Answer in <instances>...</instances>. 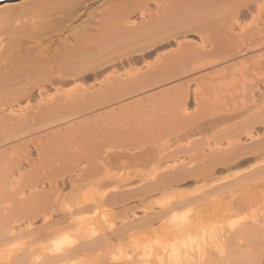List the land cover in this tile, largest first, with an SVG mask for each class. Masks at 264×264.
<instances>
[{"label": "bare ground", "instance_id": "obj_1", "mask_svg": "<svg viewBox=\"0 0 264 264\" xmlns=\"http://www.w3.org/2000/svg\"><path fill=\"white\" fill-rule=\"evenodd\" d=\"M244 8L246 9V11H243ZM263 10L264 0H3L0 2V55H7L14 51V55H16V53L18 52V54L20 55L17 58L19 59L17 60V58H15L21 64V57L23 56V54H26L24 55L25 57H23L24 60L22 59V61H25V63L22 62L21 66L26 68L25 64L27 63L28 65L26 70L24 71L26 73H22V71L19 69V72H21L23 76L19 74V72L14 70L12 71H14L15 75L14 73L10 74V67L8 69L10 72L7 69H5L4 71L9 72H6V75L4 73H1L0 71V123L5 120L3 121V123H1L2 126H0V128L2 127V129H0V131H4V126L5 134L3 135H6V137L3 138L1 131L0 137H2V140L0 141L9 142L10 140V143H13L18 139L20 140L22 137H25L26 133L28 134L29 132V134H31L30 132L35 126L40 124L48 125V123H50V121L55 118L53 116V119H51V116L48 113H61L59 114L60 117L61 115L63 116L62 118L58 117L57 120H54L51 123H55V121L59 120H65V122H67L69 121V119H73L75 114H77L76 116L80 115L78 113L84 111L81 108H85V111H90L93 109H100L103 111L106 106L111 107L117 104H120V110L111 107L109 111H114L115 109H117L119 113L120 111L123 113V111L126 109H136L135 105L138 104V102L153 104L156 103L155 101H158V104L161 102V105L166 104L170 106L168 110H165L167 113V118L169 116L170 120H172L170 121L169 118L167 119L165 118L166 116H163L167 121L165 122V126H167L166 124H168L169 126V124L173 122L175 123L178 118V120L182 118V121H184V119L187 117L186 113L188 110L187 108H185L188 103L187 93L189 91L187 89L191 88H189V84L191 82H194L197 87L199 86L198 89L193 86L195 88V90L193 89V98L194 102H200L202 97L204 98V96H209L210 94V90H208V88H210V85L208 86L206 84L204 86V84L200 82L207 76L209 77V72L213 68L217 69L216 67L218 66L224 67V65L227 64L228 61H233V57L241 55V48L239 47V51H236L235 48L237 47L233 48L234 50H230V52L227 51V49H224L223 46L225 45V40L223 41V39L221 38H225L226 35L229 37L233 36V34L235 33V30L233 29L235 24L238 25V23L242 19L248 16L253 17L255 13L259 14L260 17V13L263 12ZM241 35L242 33L240 35H236L235 33L234 40L238 42L239 39L246 37L244 36L241 38ZM189 36L196 37L199 40L198 43L192 42ZM209 39L211 41L207 43ZM219 39H221L223 46L222 44H220L221 41L219 42ZM255 41L256 40H254V42ZM228 44L231 45L230 43ZM263 46L264 40L260 39L259 42L255 43V45L253 46H247L248 48L243 47L242 52L245 53L242 54L246 55V53H250V51ZM229 48L231 49L232 46H230ZM152 56H154L153 60H150L151 62H147L148 60L146 61V59ZM144 60V65H142V67L140 68L138 67V69L136 70L128 71L126 69L125 73L119 72L118 68L123 69V67H125L127 64L130 65L142 62ZM5 64L9 65L11 63L8 62ZM236 67L237 64L236 66H231L230 68L232 69L228 72L234 71ZM5 68H8V66H5ZM16 73L21 75L22 78H20L21 76H19L18 74L17 76ZM216 77H212V79H215ZM15 78L22 79L24 84L22 85L23 82L18 81V79L16 80ZM245 78L247 77L245 76ZM212 79L211 81L213 82ZM89 80L93 81V83H96L98 87L94 88V84H92L91 88H87L86 86L85 88L80 82ZM73 81L80 82V84L82 85V89L80 88L79 90L73 91V93L70 94H68V92L67 94H65V92L63 93L60 91L61 89H56V91L54 90V93L48 94L49 87H51L52 85H55L54 87H56V85L58 87H61ZM19 82L21 86H18ZM171 82H179V84L177 83L175 84V86H170L171 88L169 87L167 89L166 87ZM253 85L254 84H252V86ZM157 86L159 88L166 86V89H155L158 92H152L154 90V87ZM150 89H152V91H149ZM149 92L152 93L150 94ZM129 97L139 98L134 99L133 102H130V104L128 105L126 100ZM36 98L38 101L36 102V104L38 103L37 106H31V109H28L27 106L23 109H21V107L19 108V104L22 101L31 102ZM175 98H177L178 101ZM205 99L206 98H204V100ZM204 100L202 102L205 103ZM253 103L255 104V102ZM58 106L60 109L59 111L57 109ZM200 106L201 108H203V106L206 105L204 104L203 106ZM149 107L151 108V106ZM22 111L24 113H22ZM196 111L200 112L199 110ZM104 112L105 111H103V113ZM46 113L48 117L44 115ZM258 113L260 114V112ZM100 114L102 115L101 112ZM100 114L99 116H101ZM253 114L256 115L257 113ZM253 114L252 116H254ZM163 115H165V113ZM16 116L18 117L16 118ZM93 116L96 117L95 115ZM215 116L216 117L212 120V122L209 121L207 123L200 124L199 126L194 127V129H192L191 131L178 135V137H176L178 139V143H180L179 141H181V138L188 139L196 134H202L208 128L212 129L219 126L220 123L225 119L224 116L218 115V113ZM259 116H257V118H260ZM104 117H107L105 113L103 115V118ZM15 118L17 120H15ZM90 118L92 117L90 116ZM125 118L127 119L126 116ZM247 118H249V116ZM254 118L255 117H253L252 120H254ZM78 119L81 120L80 118ZM89 120L92 121L93 119ZM95 120L96 119H94V122ZM121 120L122 124L123 119ZM154 120L156 121L157 119ZM77 121L75 123L74 121L73 123L71 122V126L77 124L78 127V124H81L84 119H82V121H79L78 123ZM86 121L87 119H85L84 123ZM187 121L188 119L186 120V122ZM143 122H141L142 125L144 124ZM179 122H181V120ZM243 123L239 122L236 125L233 124L235 128L229 127L219 130L216 136L211 140L213 142L211 147L209 145L210 143L207 142L208 145H206L209 147H207L208 152L203 148H200L202 151H199L197 149L199 147L197 146H199L200 144L198 145L196 144V142H194L193 144L192 142V146H190L189 148H191L193 153H195L188 158V161H186L185 159L186 163H177L176 161V163H171L172 165H165L169 160H172L175 157L176 154L173 155V150L172 152H169L170 154H165V152H163L164 149L159 150V155L156 151V156L155 153L149 151L150 149H148L144 154H142V158H150V161H145L144 163L140 164H144L143 166H145L153 162V164L155 165L152 166V175H154L151 177L152 179L150 181L147 180V182L142 183L140 186H137L135 188L133 187V189L130 188L129 197H131L132 199H135V197L139 198L141 208L145 213L143 216H140L141 218L136 219L133 217L131 218L132 220L128 219L127 223H125L124 225L121 223L122 227L119 228L121 225H118V229L115 226L117 225L115 223L117 212H114L112 208L123 202V196L125 195V193L122 194L120 192H115L112 190L110 193H107L108 189L106 187V181L112 179L120 183L121 181L126 179V177L123 178V176L120 174H126L129 179L130 176L128 170H126L125 168H119L115 170V174L113 173L115 168H103V170L100 166L101 170H103L102 173L99 171L100 175L99 173H97L94 176L92 173H89L93 175H91V178H93V180L95 178L93 183L90 180L86 179L87 175L85 174V172L87 171L86 168L88 169L87 165L89 164L81 168L77 166V168H79L73 170V172H80L78 173V179L82 178V180H80L78 184H74L76 187H74L73 185L74 188H72V191H74L75 188H77V190H84V187L87 185L86 182H88L89 185L92 184V186L91 188L89 186L90 189H88L87 193L79 194L80 192L77 191L73 195L69 194V196L64 201L66 204L67 199H72V201L74 200L73 204L66 205H69V207L73 206L72 208H76L77 212L78 210H80L81 212L80 214L77 213L78 216L76 215L71 222V224L73 225L70 226L65 233L57 235V238L53 241L51 246L42 247L38 254L33 253V251L29 249H25L24 246L22 249L21 247L14 246L13 242L21 237V235L23 234L22 230H24L23 228L18 229L15 226L16 223H21V221L24 220L27 214H29V216H27L26 218L33 216L32 212L36 207L34 208L33 206L34 209H32L29 206L31 204L29 203L31 199L30 197L33 198L34 194L37 197V194L39 192H44V189H42V191L41 189H39L40 191H35L37 186L34 185L35 182L34 184H32L33 182L30 183L31 181L29 182L28 186L27 183L26 185L19 186L21 187V189L26 186L28 188H25L29 190L28 197L25 199H23L24 197L22 198V196L18 195L22 198H20L21 200L18 203L20 204V202L23 201L21 202L20 207L17 203L19 197L17 196L16 199L18 200L15 201L14 195H21L22 192L20 191V193L16 194L14 193V191L7 192L3 190L5 191H2L3 194H5L8 198L3 195L2 197H5L4 201V198L0 197L1 201L3 199V201L0 202V256L4 260L3 261L0 258V264H70L72 260V263L76 262V264H78L80 261H84V257L85 260L86 258H88V262L86 261V263L92 264V262L89 263V260H93L90 259V254L97 253V257L95 255H92V258L95 256L96 259L101 258L102 260L106 255H104V253L107 248L110 249L109 247H114V243L116 241H119L120 244L121 242H123V234H125L124 232L126 230H129L131 233V230L137 228L138 226H143L145 230L143 234H140V238H134L133 244L131 243L133 250L135 252L137 251V253L134 255L136 257H132L131 259L127 260V264H264V176H262V174L264 173V140H261V142L260 140L259 142L255 140L256 143L254 141V143L252 142L249 145L243 146V143L241 144L239 139V131L245 129L242 127ZM254 123L255 125H258L260 122L258 124L256 122ZM69 124L70 122H68V125ZM118 124L120 127L127 128V123L121 126L119 120ZM150 124L154 126L153 122ZM150 124L147 125L150 126L148 128H151ZM81 125L83 126V122ZM86 125L87 127H89V129L85 130L88 132L86 133L89 134L91 124L88 125L86 123ZM63 128H67V126H64ZM92 128L94 129V126ZM164 128L168 129L166 127ZM246 128H248V125H246ZM34 129L36 131L38 130L36 127ZM64 130L66 131V129ZM161 130H163V128ZM153 132L156 133L155 131ZM67 133L63 134L67 135ZM92 133L90 131L89 135H91V137L94 136V134L92 135ZM101 133H103V131ZM75 134L77 136V131ZM103 134V136H106L109 133ZM256 135L257 134H255L254 137ZM55 136V138L53 136L54 139L58 138L57 135ZM82 136H84V134ZM174 136L175 135H173V138ZM64 137L65 136H62V138L59 137L61 143H66V141H68V138H70L71 136L68 137L65 142H62V139L64 141ZM77 137H75L74 139L76 140ZM91 137L89 138L90 141L88 143L96 142L91 139ZM98 137H96V140ZM101 137H99V139ZM263 137H261V139ZM252 138L253 136L250 135L249 140H251ZM254 139L257 138H253V140ZM53 140H51L52 143H55V141ZM56 140L58 143V139ZM84 140H87L86 137ZM84 140L82 141L84 142ZM152 140H154V138H152ZM223 141L227 142L226 145L223 144ZM69 142L71 144L72 138L67 142V146L69 145ZM76 142L78 141L76 140ZM49 143L51 144V142ZM54 143L53 145L55 147L56 143ZM86 143L84 142V144H81H83L84 146ZM88 143L87 148L89 145ZM73 144L74 145H72L71 147L76 145L75 141ZM18 145L20 146V144ZM103 145L101 144V146ZM41 146H44V144ZM89 146L93 148L92 145ZM60 147H62V144L60 145ZM71 147H69V149ZM85 147L81 148V150L83 149L82 151L84 152H86L85 150H87ZM43 148L45 149L47 147ZM43 148L41 151H43ZM58 148H56V151L58 150ZM64 148H66V146ZM69 149L67 148L68 151ZM247 149H251V151L255 149L253 150L255 156L248 159H241L244 158L245 155L251 154V151L242 153L243 150ZM60 150H62V153H64L63 151L65 149L60 148ZM59 151H57L56 154L63 159L64 157H61V155L63 154H61V151V155L58 154ZM97 153L98 150L96 151V153L94 151V154H89V156L91 157ZM1 154L2 153L0 152V155ZM44 154H42V157ZM67 155H69V153ZM124 157L125 156H121V158H119V156H117V158L119 159H117L116 157V159H113V156V158L108 159L107 163L111 162L112 160L124 161ZM60 158L58 157L57 160L59 161ZM66 158H69V156ZM93 159L95 160L96 158ZM1 160L2 159H0V167L2 163H4ZM68 160H72V157L70 159H67V161ZM250 160H260L259 166L257 168L255 167L256 169H252L239 175L238 173H236L234 177L227 181L216 182V180L219 179H216V177L215 179L213 178V175L215 174L217 169H220L221 172H223L229 168H237ZM65 161L66 160H64V162ZM69 162L72 163L73 161ZM118 164L120 163L117 162V165ZM59 165L61 166V163H59ZM95 165L96 167H99L98 163ZM110 165L112 166L113 163H110ZM120 165H124V163H121ZM160 167H164L163 170H161ZM91 170L92 169H90L89 172ZM97 170H99V168ZM97 170L96 172H98ZM54 171L56 170L54 169ZM5 175L7 176V174ZM138 175L139 177H141V173H138ZM4 178L7 179V177ZM10 179L11 178H9V180ZM187 179H192L191 182L194 184L202 182V189L199 191V193L192 194V192H182V190L179 189V183H182ZM81 181L84 184L79 185ZM4 182L6 183L5 186H7L6 180ZM49 184L51 185L52 183ZM51 186H54V183ZM1 187L2 184L0 185V190ZM12 188L13 190L17 189L16 187ZM199 188L200 187L195 189ZM155 192L159 193V195L153 197L152 193ZM35 196L34 203L37 198L44 199L45 197H47L43 196V194L42 196L40 194L37 198ZM149 197H153V201L148 200ZM48 199H46V201ZM28 200L29 202H27ZM39 200L42 201V199ZM40 201H36V203L39 202L40 204ZM47 202H45V205ZM42 204L39 205L41 208H43ZM39 206L37 204L38 209L40 208ZM47 206L50 207L51 205ZM174 206L180 208V211H175ZM103 207L111 208L112 210H110L109 212H102L97 215V212L95 211L98 208L103 210ZM37 208L36 211L38 210ZM40 210L41 211L39 213L43 214L44 220L46 222V220H48L49 211L45 213L44 210ZM97 211L99 212V210ZM37 212L35 213L37 214ZM87 212H89L92 216ZM71 213L73 212L70 211V214ZM85 213L88 214L89 217H83ZM57 221L58 219L55 220V222ZM30 222H28L26 226L30 227ZM48 223L50 224L48 225ZM48 223L47 225L49 226V228H52L53 222ZM43 229L44 228H42V230ZM37 230L39 229H36L35 233ZM69 231H72V233H69ZM128 234L126 235L129 236ZM259 234V238L262 239L261 242L258 239ZM18 241H20V239ZM207 244L209 246H206ZM115 246L120 247L118 243H116ZM4 247L6 249H4ZM1 249H4L3 253ZM100 249H102V251ZM121 250L123 251V249ZM116 251L118 252V250ZM87 254H89L90 256L88 257ZM108 255H106V257H108ZM113 255L116 256L117 254ZM115 256L111 257V260L114 259ZM82 257L83 259H78L79 262L77 263L76 259ZM81 263L85 264L84 262Z\"/></svg>", "mask_w": 264, "mask_h": 264}, {"label": "rangeland", "instance_id": "obj_2", "mask_svg": "<svg viewBox=\"0 0 264 264\" xmlns=\"http://www.w3.org/2000/svg\"><path fill=\"white\" fill-rule=\"evenodd\" d=\"M243 11H246V9L244 8L243 9ZM261 14H262V16H261ZM255 15H257V16H255ZM255 16V17H254ZM254 16L252 17V16H248V17H246V18H244V19H242L239 23H238V25L237 24H235V26L233 27V29L235 30V33H236V35H240L241 33H242V35H241V38L242 37H244V36H246V37H244V38H242V39H236V40H238V42L237 41H235L234 39H235V37H234V35H235V33L233 34V36H231V37H234V38H231V37H229V36H227L226 35V37L225 36H223V37H225V38H221V39H223V41L225 40V45L223 46V43H222V41H221V39H219V42L221 41V43L220 44H222V46H223V48L224 49H227V51H229L230 52V50H234L233 48H235V47H237V48H235L236 49V51H239V48H241L240 49V51H241V55L240 56H235V57H233L232 59H233V61L232 62H230V61H228V63L227 64H225L224 65V67H220V66H218V67H216L217 69H215V68H213L209 73H210V75H209V77L207 76L206 78H204L200 83H202V84H204V86L207 84L208 86L210 85V88H208V90H210L209 91V96L207 95V96H204V98H206L205 100H204V98L202 97L201 98V101L200 102H194V98H193V89L195 90V88L194 87H196L197 89L199 88V86L197 87V85L194 83V82H191L190 84H189V88L190 89H187L189 92L187 93L188 94V97H187V99H188V103H187V105L185 106V108H187L188 110H187V117L184 119V121H182L183 119L181 118L180 120H181V122H179L180 120H176V122L174 123H171V124H169V126H168V124H166L167 126H165V122H167L166 121V119L165 118H167V113H166V110H168L169 108H170V106L169 105H166V104H163V105H166V106H163V105H161L162 103L160 102L159 104L161 105V107H160V105L157 103L158 101H155L156 103H151V104H146V103H139L138 101V104H136L135 105V107H136V109L134 108V110H124L123 111V113L120 111V113H119V111H117V109H119L120 110V104L118 105H113V106H111L112 108H117V109H115L114 111H109V109H111V107H108V106H106L105 108H104V110L103 111H105L104 113H105V115L107 116V117H104L103 118V115H104V113H103V111L102 110H100V109H93V110H90V111H85V108H81L82 110H84V111H82V110H80V111H82L81 113L79 112L78 114H80V115H78V116H76L77 114H75L74 115V118L73 119H69V121H67V122H65V120L63 121V120H59V121H55V123L53 122V123H51L52 121H54V120H57V118L58 117H60V115L59 114H61V113H55V112H52V113H48L50 116H51V119H53L52 117L54 116L55 118L52 120V121H50V123H48V125L46 124V125H44V124H40V125H37V126H35L38 130L36 131L34 128L32 129V131L30 132L31 134H29V132H28V134L26 133L25 134V137H22L20 140H19V142H18V140L16 141V142H13V143H10V140H9V142L7 141H2L3 142V144H2V142L0 143V152L2 153L0 156V159H2L1 161H3L4 163H2V165H1V167L0 168H2V169H0V185L2 184V187H1V192L3 191V190H5V191H7V192H10V191H14V193H20V191L22 192L21 193V195L20 194H17V195H14L15 197H14V199H15V201H17L18 199H16L17 198V196L19 195V196H22V198L23 199H25V198H27L28 197V193H29V190L28 189H26V188H28V187H26V186H24V190L23 189H21V187H19V186H23V185H26V183H27V186H28V184H29V182L30 183H32V184H34V182H35V184L34 185H36L37 186V188L35 189V191H37V190H39V189H41V191H42V189H44V192H42V193H38L37 195V197H39V195L41 194V196H42V194H43V196H49L48 198L47 197H45L44 199L43 198H37L36 196H35V194L33 195V198L32 197H30L29 199H30V202H29V200L27 201V202H29V203H31L30 205H29V203H28V205L32 208V209H34L35 207L37 208V204H38V206L40 205V204H44L45 205V202H47L46 203V207L42 204V206H43V208H41L40 206V208L36 211V208L33 210V212H32V214H33V216H31V217H28V218H26L27 216H29V214H27V216H25V218H24V220H22L21 221V223L19 222V223H16V227L18 228V229H20V228H23L24 230H22V235H21V237H19L16 241H14L13 242V244H14V246H18V247H21V249L23 248V246H24V248L25 249H29V250H31V251H33V253H36V254H38V252L40 251V249L42 248V247H45V246H47V247H50L51 246V244L53 243V241L57 238L56 236L57 235H59V234H61V233H65L66 232V230H68V228L70 227V226H72L73 224H71V222L73 221V219L75 218V216L77 215L78 216V214L77 213H79L80 214V210H78V212H77V210H76V208H72L73 206H70L69 207V205H66V204H73V201H72V199H67L66 200V204H65V199L69 196V194L70 195H73L75 192H80L79 194H85V193H87L88 192V189H90L91 188V186H92V184L91 185H89V183L88 182H86V186L84 187V190H77V188H75L74 189V191H72L73 189L72 188H74V187H76L75 185L76 184H78V182L80 181V180H82V178H79L78 179V173H80V172H73V170H76V169H78L79 167L81 168V167H84V166H86L87 164H89V165H87V167H88V169L86 168V172H85V174L87 175L86 176V179L87 180H90L91 182H93L94 183V180H95V178H94V180H93V178H91L93 175L95 176V174H97V173H99V171L102 173L103 172V170L105 169V168H111V169H113V168H115L114 169V172L113 173H115L116 171V169H121V168H125L126 170H128V172H129V176H130V178L128 179V177H127V175L126 174H120V175H122L123 176V178L124 177H126V179L125 180H123V181H121L120 183H118V182H116V181H114V180H112V179H110V180H108V181H106V183H107V185H106V187H107V189H108V191H107V193H110L111 192V190L112 191H115V192H120V193H125V195L123 196V202L120 204H118V205H116V206H114L112 209H113V211L114 212H117V215H116V220H115V223L117 224V225H115L116 227H117V229H118V225H121L119 228H121L122 227V224L124 225L125 223H127V220L128 219H131V218H141L140 216H143L144 215V211L142 210V208H141V204H140V201H139V198H137V197H135V199H132L131 197H129V191H130V188H132L133 189V187L135 188V187H137V186H140L142 183H144V182H147V180L148 181H150L152 178V176L154 175H152V169H153V165H155V164H153V162L152 163H150V164H148V165H145V166H143L144 164H140V163H144L145 161L147 162V161H150V158H142V154H144L148 149H150L149 151H152L153 153H155L156 151H157V154L159 155V150H163V152H165V154L166 153H168V154H170L169 152H172V150L174 151L173 152V155H175V157H176V160H175V157L172 159V160H169L168 161V163L167 164H165V165H172L173 163H176V161H177V163H180V162H183V163H186V161H188L189 159V157L192 155V154H194L193 153V151L191 150V148H189L190 146H192V142H193V144H194V142H196V144H200L199 146H197V147H199V148H197L199 151L201 150L200 148H203V149H205L207 152H208V143H210L209 145H210V147L212 146V144H213V142L211 141L212 140V138H214L215 136H216V134H217V132L219 131V130H221V129H223V128H229V127H233V128H235L234 126H233V124H237V123H239V122H241V123H243L242 125V127L243 128H245L244 130L242 129V131H239V133H240V136H239V139H240V143L242 144L243 143V146H246V145H249L250 143H254V141L255 140H257V142H259V140H260V142H261V140H264L263 138V135H264V123H263V119H264V46L263 47H259V48H256V49H254V50H252V51H250V53L248 52V53H246V55H243L245 52H242L243 51V47L244 48H248V47H250V46H253V45H255V43H257V42H259V40L261 39V40H264V10H263V12H261L260 13V17H259V14H257V13H255L254 14ZM262 21V22H261ZM240 25V26H239ZM249 26H251V27H249ZM237 27V28H236ZM241 30H240V29ZM237 29V30H236ZM255 35H254V34ZM244 34H247V35H244ZM249 34V35H248ZM5 36V35H4ZM227 37H228V39H227ZM189 38H190V40L192 41V42H195V43H198V39L196 38V37H194V36H189ZM250 38V39H249ZM259 38V39H258ZM244 39H247V40H244ZM228 40V41H227ZM233 42H232V41ZM249 40V41H248ZM252 40H253V42H252ZM254 40H256L255 42H254ZM258 40V41H257ZM211 40L209 39L208 41H207V43H209ZM227 42V43H226ZM228 43H230L231 45H229ZM233 43H234V45H233ZM239 43H240V45H239ZM241 43H243V44H241ZM252 43V44H251ZM238 45V46H237ZM250 45V46H249ZM228 46V47H227ZM230 46H232V48L230 49L229 47ZM234 46V47H233ZM248 46V47H247ZM239 47V48H238ZM229 48V49H228ZM14 53H15V51L14 52H11V53H9V54H7V55H0L1 57L0 58H3V59H0V71H1V73H4L5 75H6V72H4L5 71V69H9V67L11 68V72H10V74L12 73H14V71H17V72H19V69L22 71V73H26V72H24L25 70H26V68H27V63L25 64V66H26V68H24V67H22L21 65H22V59H23V57H25L24 55H26V54H23V56H22V54H21V64L19 63V61H17L19 58H17L20 54H18V52L16 53V55H14ZM243 53V54H242ZM14 55V56H13ZM11 56V57H10ZM242 56V57H241ZM247 56V57H246ZM17 58V60H16V58ZM153 57L154 56H152V57H150V58H147L146 59V61L147 62H151L150 60H153ZM249 57V58H248ZM8 58V59H7ZM260 59V60H259ZM2 60V61H1ZM8 62H10L11 64H5V63H8ZM14 60H15V62H14ZM24 60V59H23ZM240 60H242V61H240ZM249 62H247V61ZM18 63H17V62ZM1 62H2V64H1ZM27 62V61H26ZM145 62V60L144 61H142V62H138V63H134V64H130V65H126L125 67H123V69L125 70H123L122 68H118L119 69V72L120 73H125L126 72V69L128 70V71H130V70H136V69H138V67L140 68V67H142V65H144L143 63ZM262 62V63H261ZM16 63V64H15ZM23 63H25V61L23 62ZM240 63V64H239ZM246 63V64H245ZM4 64H5V66L7 67L8 66V68H5V66H4ZM236 64H237V67H236V69L234 70V71H230V72H228L229 70H231L232 68H230L231 66H236ZM239 64V65H238ZM241 65H244V66H241ZM4 66V67H3ZM16 66H18V67H16ZM23 66H24V64H23ZM129 66H131V67H129ZM226 66V67H225ZM251 66V67H250ZM13 68V69H12ZM226 68V69H225ZM228 68V69H227ZM250 68V69H249ZM4 69V70H3ZM12 70H14V71H12ZM251 70V71H250ZM9 72H7V73H9ZM238 72V73H237ZM249 72V73H248ZM0 73V74H1ZM231 73H232V75H231ZM237 73V74H236ZM247 73V74H246ZM251 73V74H250ZM18 73H16V75H17ZM19 74H21V72H19ZM18 74V75H19ZM203 74V73H202ZM208 74V73H207ZM207 74H205V75H207ZM250 74V75H249ZM9 75V74H8ZM14 75H15V73H14ZM14 75H13V77H14ZM17 75V76H18ZM22 76H23V74H21ZM21 75H19V76H21ZM216 75H217V77H216ZM225 75V76H224ZM227 75H228V77H227ZM243 75V76H242ZM10 76V75H9ZM16 76V77H17ZM22 76L20 77V78H22ZM210 76H211V78H210ZM233 76V77H232ZM245 76L248 78H245ZM250 76V77H249ZM254 76V77H253ZM212 77L214 78V77H216L215 79H212ZM252 77V78H251ZM8 78V77H7ZM20 78H17L18 79V81H22L23 82V80L22 79H20ZM224 78V79H223ZM232 78H235V79H230ZM241 78H243V79H241ZM16 79V78H15ZM14 79V80H15ZM16 79V80H17ZM182 79V78H181ZM209 79H210V81H209ZM211 79L213 80V82L211 81ZM221 79V80H220ZM229 79V80H228ZM250 79V80H249ZM15 80V81H16ZM218 80H220V81H218ZM228 81H229V83H228ZM242 81V82H241ZM81 83H82V85L85 87H87V88H91L92 87V84H94V88H96V87H98L97 86V84L96 83H93V81H91V80H89V81H80ZM80 82H78V81H73V82H70V83H68V84H65V85H63V86H61V87H58L57 85H56V87H54L55 85H52L51 87H49V90H48V94H52V93H54L55 91H56V89H58V90H60L61 92H65V94H67V92H68V94H70V93H73V91H76V90H79L80 88L82 89V85L80 84ZM212 82V83H211ZM231 82V83H230ZM178 84H179V82H177ZM177 83H169V85L166 87V86H163L162 88L163 89H168L170 86H175V84H177ZM213 84V85H211V84ZM221 83V84H220ZM228 83V84H227ZM19 84H20V82H19ZM18 84V86H21V84L19 85ZM24 84V82L22 83V85ZM172 84V85H171ZM195 84V85H194ZM217 84V85H216ZM252 84H254L253 86H252ZM81 85V86H80ZM194 86V87H193ZM214 88H213V87ZM216 86H218V87H216ZM85 87V88H86ZM166 87V88H165ZM193 87V88H192ZM216 87V88H215ZM226 87V88H225ZM254 87H255V89H254ZM162 88H159L158 86L157 87H154V90L152 91V89H150L149 91H152V92H158L157 90H155V89H162ZM171 88V87H170ZM244 88H245V90H244ZM252 88V89H251ZM227 89V90H226ZM241 89V90H240ZM249 89V90H248ZM55 90V91H54ZM93 90V89H92ZM216 90H218V91H216ZM231 92H230V91ZM225 91V92H224ZM252 91V92H251ZM151 92V93H152ZM213 92V93H212ZM217 92V93H216ZM230 92V93H229ZM150 93V92H149ZM150 93V94H151ZM228 93V94H227ZM148 94V93H147ZM157 94V93H156ZM226 94V95H225ZM236 94V95H235ZM234 96V97H233ZM235 96H236V98H235ZM240 96V97H239ZM253 96V97H252ZM248 97V98H247ZM139 97H129V98H127V100H126V102H127V104L129 105L130 104V102H133V100L134 99H138ZM178 98V97H177ZM177 98H175L176 100H177ZM253 98V99H252ZM260 98H262V99H260ZM174 99V100H175ZM180 99V98H179ZM205 101V103L204 102H202V101ZM218 100V101H217ZM240 100V101H239ZM251 100V101H250ZM254 100V101H253ZM256 100H257V102H256ZM178 101V100H177ZM177 101H176V104H177ZM208 102V105H207V102ZM212 101H214V102H212ZM36 102H38L37 101V98L35 99V100H32L31 102H25V101H22L19 105V108L21 107V109H23V108H25L26 106L28 107V109H31V106L33 107H35V106H37V104H36ZM253 102H255V104L253 103ZM26 103H27V105H26ZM125 103V102H124ZM202 103H204L206 106H203L204 104H202ZM211 103H213V104H211ZM241 103V104H240ZM202 105L203 106V108H201V106L200 105ZM210 104V105H209ZM217 106H216V105ZM228 104V105H227ZM240 104V105H239ZM25 105V106H24ZM108 105H110V104H108ZM156 105V106H155ZM212 105V106H211ZM222 105V106H221ZM241 105H242V107H241ZM60 106V105H59ZM59 106H58V111L60 110L59 109ZM131 106V105H130ZM133 106V105H132ZM149 106H151V108L149 107ZM215 106V107H214ZM239 106V107H238ZM81 107H83V106H81ZM85 107V106H84ZM134 107V106H133ZM153 107V108H152ZM155 107V108H154ZM166 107H168V108H166ZM199 107V108H198ZM206 107V108H205ZM211 107H212V109H211ZM217 107V108H216ZM221 107V108H220ZM150 110H149V109ZM160 108V109H159ZM196 108H198V109H196ZM201 108V109H200ZM211 110H210V109ZM215 108V109H214ZM235 108V109H234ZM56 109V110H57ZM158 109V110H157ZM166 109V110H165ZM203 109H205V110H203ZM218 109H219V111H218ZM224 109H225V111H224ZM248 109V110H247ZM261 109V110H260ZM113 110V109H112ZM149 110V111H148ZM162 110V111H161ZM196 110H199L200 112H197ZM222 110V111H221ZM231 110V111H230ZM24 111V110H23ZM22 111V113H24ZM79 111V110H78ZM126 111V112H125ZM147 111V112H146ZM152 111V112H151ZM154 111V112H153ZM159 111V112H158ZM204 113H203V112ZM247 111V112H246ZM33 112H36V111H33ZM85 112V113H84ZM87 112V113H86ZM100 112L102 113V115L100 114ZM112 112V113H111ZM117 112H118V114H117ZM165 113V115H163L164 113ZM191 112H192V114H191ZM226 112V113H225ZM258 112H260V114L263 116H261ZM54 113V114H53ZM107 113V114H106ZM122 113V114H121ZM126 113V114H125ZM147 113V114H146ZM149 113H152L153 114V117H152V114H149ZM194 113V114H193ZM196 113V114H195ZM200 113V114H199ZM218 113V115H221V116H224L225 117V119L220 123V125L219 126H217V127H214V128H212V129H210V128H208L205 132H203L202 134H196V135H194V136H191L190 138H181V141H179L180 143H178V139L176 138V137H178V135H180V134H182V133H185V132H189V131H191L192 129H194V127H197V126H199L200 124H204V123H207V122H212V120L216 117L215 115ZM253 113H257L256 115L255 114H253ZM63 114V113H62ZM67 114V113H66ZM95 115L96 117H94L93 115ZM98 114V115H97ZM99 114L101 115V116H99ZM125 114V115H124ZM157 114H158V116H159V118H158V116H157ZM208 114H209V116H208ZM252 114L254 115V116H252ZM45 116H47V113L46 114H44ZM65 115V114H64ZM147 115H149V116H147ZM151 115V116H150ZM260 115V116H259ZM19 116V115H18ZM18 116H16V118L18 117ZM38 116V115H37ZM50 116H49V118H50ZM76 116V117H75ZM90 116L92 117V118H90ZM125 116L127 117V119L125 118ZM141 116V117H140ZM165 118H164V117ZM204 116V117H203ZM249 116V118H247ZM251 116V117H250ZM257 116H259L260 118H257ZM48 117V116H47ZM63 116L61 115V117L60 118H62ZM84 117V118H83ZM125 119H124V118ZM154 118V119H157L156 121H158V122H156L154 119H152V118ZM253 117H255L254 118V120H252V118ZM15 118V120H17ZM78 118H80L81 120H79ZM101 118H103V119H101ZM146 118V119H145ZM168 118H169V116H168ZM167 118V119H168ZM191 118V119H190ZM193 118V119H192ZM246 118V119H245ZM261 118H262V120H261ZM77 119H78V121H77ZM82 119H84V121H85V119H87V121L84 123V121H82ZM89 119H93L92 121L91 120H89ZM94 119H96L95 120V122H94ZM121 119H123V122H122V124H121ZM144 119V120H143ZM152 119V120H151ZM188 119V121L187 122H189V123H187L186 122V120ZM190 119V120H189ZM245 119V120H244ZM255 119H257V120H255ZM68 120V119H67ZM119 120H120V124H121V126L122 125H124L125 123H127V128L126 127H120L119 126V124H118V122H119ZM126 120H127V122H126ZM141 120H143V121H141ZM149 120V121H148ZM154 120V121H153ZM169 120H170V118H169ZM172 120V119H171ZM170 120V121H171ZM261 120V121H260ZM3 121H5V120H3ZM3 121L1 122V123H3ZM60 121H63V122H60ZM73 121H74V123L77 121V123L80 121H82L83 122V126L81 125L82 124V122H81V124H80V126H81V128H80V126H79V124H78V127H77V124H74L73 126H71V124L73 123ZM125 121V122H124ZM147 121V122H146ZM243 121V122H242ZM253 121V122H252ZM68 122H70V126H71V128H70V126L68 125ZM72 122V123H71ZM90 122V123H89ZM141 122H143L144 124L142 125L141 124ZM146 122V123H145ZM153 122V124H154V126H152L150 123H152ZM179 122V123H178ZM184 122H186V123H184ZM251 124H250V123ZM254 122H256L257 124L260 122H262L261 124L259 123L258 125H255V123ZM0 123V126H2V124ZM65 123V124H64ZM86 123L88 124V125H90L91 124V128L94 126V129L92 128H90V131H91V133H92V135L94 134V136H95V139H94V136H92L91 137V135H89L90 134V131H89V134H87L88 132L85 130V129H89V127H87V125H86ZM162 123H163V125H162ZM184 123V124H183ZM247 123V124H246ZM102 124V125H101ZM109 124V125H108ZM151 125V128H148V127H150V126H147V125ZM161 124V125H160ZM174 124V125H173ZM93 125V126H92ZM96 125V126H95ZM186 125V126H185ZM189 125V126H188ZM246 125H248V128H246ZM42 126V127H41ZM64 126H67V128H63ZM69 126V127H68ZM162 126H164V127H166V128H168V129H165L164 127H162L163 128V130H161L162 128L161 127ZM254 126V127H253ZM62 127V128H61ZM72 127H74V128H72ZM87 127V128H86ZM146 127V128H145ZM156 127H159L160 128V130H159V128H156ZM41 128V129H40ZM69 128V129H68ZM78 128V129H77ZM80 128V129H79ZM97 130H96V129ZM0 129H2V127L0 128ZM3 129H4V131H5V127L3 126ZM62 129V130H61ZM64 129H66V131L64 130ZM254 129V130H253ZM34 130H35V132H34ZM82 130V131H81ZM170 130V131H169ZM248 130V131H247ZM2 131V130H1ZM0 131V132H1ZM4 131H2V137L3 138H5L6 137V135L4 136L3 134H5V132ZM71 131V132H70ZM76 131H77V136H76ZM80 131V132H79ZM103 131V133H109V134H105L106 136H108V137H106V136H103L104 134L103 133H101ZM105 131V132H104ZM153 131H155L156 133H154ZM162 131V132H161ZM169 131V132H168ZM4 132V133H3ZM69 133V135H68V133ZM74 132V133H73ZM78 132H79V134H78ZM87 132V133H86ZM98 132V133H97ZM160 132H161V134H160ZM167 132V133H166ZM57 133V134H56ZM58 133H59V135H58ZM63 133H67V135H65V134H63ZM73 133V134H72ZM95 133H97V134H95ZM248 133V134H247ZM45 134V135H44ZM54 134V135H53ZM65 136L64 137V141H63V139H62V142H65V140L68 138V137H70V138H68V141L69 140H71V138H72V142L74 143V141H75V144L77 145H75V146H73V147H71L72 145H74L72 142H71V144H70V142L68 143L69 145L67 146V142L68 141H66V143H61V140L59 139V137L60 138H62V136ZM71 134V135H70ZM75 134V135H74ZM84 134V136H82ZM103 134V135H102ZM160 134V135H159ZM166 134H167V136H166ZM171 134V135H170ZM255 134H257L255 137H254V135ZM27 135V136H26ZM51 135H53L54 136V138L56 137L55 135H57V137L58 138H56V139H58V143L60 144H62V147H60V145L57 143V140L56 139H54L53 138V136H51ZM102 137H104V138H102ZM173 135H175L174 136V138H173ZM250 135H252L253 136V138H257V139H254L253 140V138L251 139V140H249L250 139ZM77 137L76 138V140L78 141V142H76V140L74 139L75 137ZM87 136H88V138H87ZM101 137L100 139H99V137ZM158 136V137H157ZM249 136V137H248ZM263 137L262 139H261V137ZM2 137H0V140H2ZM74 137V138H73ZM80 137V138H79ZM85 137H86V139L87 140H84L85 139ZM91 137V139H93L94 141H96V142H90V143H88L90 140H89V138ZM96 137H98L97 138V140H96ZM150 137V138H149ZM160 137V138H159ZM172 137V138H171ZM259 137V138H258ZM50 138H53V139H50ZM84 138V139H83ZM106 138V139H105ZM152 138H154V140H152ZM158 138V139H157ZM79 139V140H78ZM84 140V142L86 143H88L89 145H92L93 146V148L91 147V146H89L88 145V148H87V143L83 146V144H84V142L82 141V140ZM99 139V140H98ZM149 139V140H148ZM201 139V140H200ZM5 140V139H4ZM21 140H23V141H21ZM51 140H53V141H55V143H56V145H55V147L56 148H58V147H60V148H63V149H65L63 152L66 154V156H65V154L64 153H62V150H60V148H58V150L57 151H61V154H63V155H61L60 154V151L58 152V154H60L61 155V157L63 156L64 158L62 159V158H60V156H58L57 154H56V148L54 147V145H53V143H52V141ZM152 140V141H151ZM159 140H161V141H159ZM164 140V141H163ZM177 140V141H176ZM202 142H200V141ZM31 141V142H30ZM34 141V142H33ZM51 142V144L49 143V142ZM79 141H82V142H79ZM103 141H105V142H103ZM165 141H166V143H165ZM199 141V142H198ZM204 141V142H203ZM251 141V142H250ZM47 142H48V144H47ZM148 142H151V143H148ZM167 142H168V144H167ZM189 142V143H188ZM206 142V143H205ZM208 142V143H207ZM224 143V145H226V141H223ZM15 143V144H14ZM23 143V144H22ZM25 143H26V145H25ZM54 143V144H55ZM81 143H83V144H81ZM162 143V144H161ZM255 143H256V141H255ZM18 144H20V146L18 145ZM44 144V146H41V145H43ZM57 144H58V146H57ZM65 144V145H64ZM101 144L103 145V146H101ZM163 144H164V146H163ZM202 144V145H201ZM207 144V145H206ZM11 145H13V146H11ZM15 145V146H14ZM51 145H53V146H51ZM189 145V146H188ZM5 146V147H4ZM11 146V147H10ZM27 146V147H26ZM35 146V147H34ZM66 146V148H64ZM86 146V147H85ZM95 146V147H94ZM204 146H205V148H204ZM8 147H9V149H8ZM13 147H14V149H13ZM20 147V148H19ZM26 149H25V148ZM43 147H47V148H43ZM51 147V148H50ZM69 147H71L70 149H69ZM76 147H78V148H76ZM82 147H85L87 150H88V152H87V150H85L86 152H84V151H82L81 150V148ZM151 147V148H150ZM188 149H187V148ZM208 147V148H207ZM42 148H43V151H41L42 150ZM51 150H50V149ZM67 148L69 149V151L67 150ZM76 148V149H75ZM90 148V149H89ZM91 148H92V152H91ZM96 148V149H95ZM98 148V149H97ZM103 148V149H102ZM147 148V149H146ZM186 148V149H185ZM207 148V149H206ZM12 149V150H11ZM23 149V150H22ZM46 149H47V151H46ZM74 149V150H73ZM94 149V150H93ZM14 150V151H13ZM20 150V151H19ZM26 150V151H25ZM67 150V151H66ZM73 150V151H72ZM98 150V153L97 154H95V155H93V156H89V154L91 155V153L92 154H94V151H95V153H96V151ZM184 150V151H183ZM185 150H189L188 152L187 151H185ZM197 150V151H198ZM204 150V151H205ZM253 150H255V149H253ZM253 150L251 151V149H247V150H243L242 151V153L243 152H249V151H251V154L250 155H245L244 156V158H241V159H248V158H251V157H253V156H255V154H254V152H253ZM23 151V152H22ZM46 151V152H45ZM103 151V152H102ZM198 151V152H199ZM202 151V150H201ZM205 151V152H206ZM40 152H42V153H40ZM46 154H44V153ZM90 152V153H89ZM102 152V153H101ZM181 152H183V153H181ZM5 153H7V154H5ZM26 153V154H25ZM55 153V154H54ZM69 153V155H67ZM84 153V154H83ZM89 153V154H88ZM185 153V154H184ZM3 154H5V155H3ZM28 154V155H27ZM42 154H44L43 155V157H42ZM51 155V156H49V155ZM87 154V155H86ZM99 154V155H98ZM102 154V155H101ZM156 154V153H155ZM157 154H156V156H157ZM178 154V155H177ZM8 155V156H7ZM39 155H41V156H39ZM72 155V156H71ZM79 155V156H78ZM115 155H117V156H119V158H121V156L123 157V156H125L124 157V161H117V160H112L111 162H109V163H107L108 162V159H110V158H113V156H114V158L113 159H116L117 158V156H115ZM28 156V157H27ZM56 156H58L60 159H59V161L57 160L58 159V157H56ZM69 156V158H66V157H68ZM87 156H89V157H87ZM96 156V157H95ZM7 157V158H6ZM14 157V158H13ZM20 157V158H19ZM41 157V158H40ZM49 157V158H48ZM53 157H55V158H53ZM72 157V160H68L67 161V159H70ZM75 157H76V160H75ZM86 157V158H85ZM116 157V158H115ZM133 157V158H132ZM13 158V159H12ZM66 158V159H65ZM74 158V159H73ZM93 159V158H96L95 160L93 159V160H90V159ZM119 158H117V159H119ZM179 158V159H178ZM12 159V160H11ZM28 159V160H27ZM79 159V160H78ZM88 159H89V161H88ZM181 159V160H180ZM185 159H186V161H185ZM5 160H7V161H5ZM9 160V161H8ZM42 160V161H41ZM45 160H47V161H45ZM64 160H66L65 162H64ZM97 160V161H96ZM99 160V161H98ZM123 160V159H122ZM175 160V161H174ZM45 161V162H44ZM56 161V162H55ZM69 161H73L72 163L71 162H69ZM95 161V162H94ZM172 161H174V162H172ZM49 162V163H48ZM87 162V163H86ZM89 162V163H88ZM90 162H91V164H93V165H91L90 164ZM93 162V163H92ZM103 162V163H102ZM117 162H119L120 164L121 163H124V165H120V164H118L117 165ZM256 162V163H255ZM13 163V164H12ZM56 165H55V164ZM59 163H61V166L59 165ZM63 163V164H62ZM65 163V164H64ZM71 163V164H70ZM98 163V165H99V167H96V165L95 164H97ZM110 163H113V165L111 166L110 165ZM172 163V164H171ZM5 164V165H4ZM12 164V165H11ZM32 164V165H31ZM73 164V165H72ZM77 164V165H76ZM101 164V165H100ZM102 164H103V166H102ZM259 164H260V160H255V161H253V160H250V161H248V162H245L243 165H241V166H239V167H237V168H229V169H227V170H225V171H223V172H221V170L220 169H217L216 170V172H215V174L213 175V178L215 179V177H216V179L218 178L219 180H216V182H223V181H227V180H230L232 177H234L235 175H236V173H238V175L239 174H241V173H244V172H248V171H250V170H252V169H256L258 166H259ZM52 165V166H51ZM58 165V166H57ZM117 165V166H116ZM6 166V167H5ZM17 166V167H16ZM51 166V167H50ZM77 166H79L78 168H77ZM100 166H101V168L103 169V170H101V168H100ZM162 166H163V164H162ZM34 167V168H33ZM48 167H49V169H48ZM62 169H61V168ZM65 167V168H64ZM72 167V168H71ZM74 167H76V168H74ZM92 167V168H91ZM256 167V168H255ZM58 168V169H57ZM70 168H71V171H70ZM99 168V170H97V169ZM127 168H129V169H127ZM164 168V167H163ZM163 168L162 167H160V169L161 170H163ZM6 169V170H5ZM54 169L56 170V171H54ZM61 169V170H60ZM90 169H92L90 172H89V170ZM4 170H5V172H4ZM58 170V171H57ZM60 170V171H59ZM65 170V171H64ZM94 170V171H93ZM96 170L98 171V172H96ZM54 171V172H53ZM93 171V172H92ZM4 174H3V173ZM23 172V173H22ZM25 173V174H24ZM41 173V174H40ZM60 173V174H59ZM89 173H92V174H89ZM138 173H141V177H139V175H138ZM5 174H7V176L5 175ZM116 174V173H115ZM264 174V173H263ZM262 174V176H264ZM26 175V176H25ZM30 175V176H29ZM92 175V176H91ZM99 175H100V173H99ZM233 175V176H232ZM89 176V177H88ZM4 177H7V179L6 178H4ZM13 178L12 180L10 179L9 180V178ZM88 177V178H87ZM4 178V179H3ZM24 178V179H23ZM28 178V179H27ZM264 178V177H263ZM40 179H41V181H40ZM44 179V180H43ZM6 180V182H7V186H5L6 185V183L4 182V181ZM33 180V181H32ZM38 180V181H37ZM192 180V179H191ZM191 180H185V181H183L182 183H179V189L180 190H182V192H184V191H188V192H192V194H197V193H199V191L202 189L201 188V186H202V182H198V183H192L191 182ZM9 181V182H8ZM17 183H16V182ZM112 181H113V183H112ZM189 181V182H188ZM4 182V183H3ZM11 182V183H10ZM212 182H215V181H212ZM21 183V184H20ZM24 183V184H23ZM49 183H54V186H51ZM56 183V184H55ZM112 183V184H111ZM118 183V184H117ZM75 184V185H74ZM81 184H84V183H82V181H81V183L79 184V185H81ZM110 184V185H109ZM116 184H117V186H116ZM73 185H74V187H73ZM9 186V187H8ZM56 186H57V189H56ZM89 186H90V188H89ZM5 187V188H4ZM7 187V188H6ZM12 187H16L17 189L16 190H13V188ZM26 187V188H25ZM52 187H53V189H52ZM198 187H200L199 189H195V188H198ZM18 188H20V189H18ZM176 188H178V187H176ZM8 189V190H7ZM78 189H79V187H78ZM195 189V190H194ZM19 190V191H18ZM52 190V191H51ZM194 190V191H193ZM5 191H3V192H5ZM40 191V190H39ZM0 192V197L1 198H4V201H5V197L6 198H8L5 194H3V192L1 193ZM47 192V193H46ZM24 193V194H23ZM46 193V194H45ZM112 194H113V192H112ZM153 194V195H152ZM151 195L153 196V197H156V196H158L159 195V193H157V192H155V193H152ZM3 195H5V197H2ZM18 196V197H19ZM34 196L37 198V200H36V198H35V200L36 201H40L39 199H42V201H40V204H39V202H37L36 203V201H35V203H34ZM40 196V197H41ZM153 197H149L148 198V200H150V201H153L152 200V198ZM21 197H19V200L17 201V203L22 199H20ZM134 198V197H133ZM33 199V200H32ZM46 199H48L47 201H46ZM50 199H52V200H50ZM127 201H126V200ZM130 199V200H129ZM129 200V201H128ZM2 201H3V199H2ZM1 201V199H0V202H2ZM32 201H33V203H32ZM45 201V202H44ZM21 202H23V201H21ZM21 202H20V204H21ZM20 204L18 203V206L20 207ZM32 204H34V205H32ZM35 204H36V206H35ZM25 205H26V203H25ZM25 205H24V207H25ZM47 205H51L50 207H48ZM33 206H34V208H33ZM18 207V208H19ZM68 207V208H67ZM17 208V209H18ZM44 208H46V209H44ZM47 208H48V210H47ZM67 208V209H66ZM107 207H103L102 209L103 210H101V209H97V210H99V212L96 210L95 212H97V215H99V213H102V212H109L110 210H112L111 208H107ZM32 209H31V211H32ZM40 209H42V210H44L45 211V213H47L48 211V220H46V222H45V220H44V216H43V214L41 213H39L41 210ZM70 209V210H69ZM156 209H158V208H156ZM74 210V211H73ZM107 210V211H106ZM128 210H130V211H128ZM52 211V212H51ZM68 211V212H67ZM70 211H72L73 213H71L70 214ZM112 211V212H113ZM35 212H37V214L35 213ZM92 212H94V211H92ZM91 212V213H92ZM87 213H89V212H87ZM133 213H134V215H133ZM50 214V215H49ZM96 214V213H95ZM36 215V216H35ZM70 215V216H69ZM89 215H91L90 213H89ZM89 215L88 214H84L83 215V217H89ZM128 215H130V216H128ZM138 215V216H137ZM50 216V217H49ZM92 216V215H91ZM65 218V219H63V218ZM72 217V218H71ZM126 217V218H125ZM31 220H30V219ZM61 218H62V220H61ZM56 219H58V224H57V222H55V220ZM123 219V220H122ZM52 220V221H51ZM121 220V221H120ZM132 220V219H131ZM31 221V222H30ZM59 221H62V222H59ZM125 221V222H124ZM28 222H30V227L29 226H26L27 225V223ZM44 222V223H43ZM48 222H53V227L52 228H49V224L50 223H48ZM46 223V224H45ZM47 223H48V225H47ZM122 223V224H121ZM42 228H44L43 230H42ZM139 228V229H138ZM36 229H39V230H37L36 231V233H35V230ZM41 229V230H40ZM26 230V231H25ZM49 230V231H48ZM136 230V231H135ZM144 230H145V228L143 227V226H138L137 228H134V229H132L131 230V233H130V231L128 230H126L124 233L125 234H123V238L124 239H122V241L123 242H121V244H120V242L119 241H116L115 243H114V247H115V250H114V247L112 246V247H109L110 249H108L107 248V250L105 251V253H104V255L106 254V255H108L109 253H110V251H111V253L108 255V257H106V255H105V257L102 259V260H104V261H102L101 260V258H98V259H96V255H97V253H94V254H90L91 255V257H90V259H93V260H89V263H91L92 262V264H127V260L128 259H131L132 257L134 258V257H136V256H134L136 253H137V251L135 252L134 250H133V247L131 246V243L133 244V240H134V238H140V234H143L144 233ZM136 232V233H135ZM69 233H72V231H69ZM128 233H130V234H128ZM126 234H128L129 236H127ZM258 236V235H257ZM263 236V235H262ZM260 237V234H259V236H258V239H259V241L261 242V240L262 239H260L259 238ZM20 239V241H18ZM264 240V239H263ZM263 242V241H262ZM19 243H20V245H22V246H20L19 245ZM116 243H118L119 245H120V247L119 246H115L116 245ZM206 246H209L208 244L206 245ZM12 247V246H11ZM207 248H209V247H207ZM4 249H6L5 247H4ZM4 249L2 250L1 249V251H2V253L4 252ZM121 249H123V251L121 250ZM101 251H102V249H100ZM110 250V251H109ZM113 250V251H112ZM116 250H118V252L116 251ZM120 250V251H119ZM36 251V252H35ZM115 251V252H114ZM124 252V253H123ZM129 253H130V255H129ZM113 254H117L116 256L115 255H113ZM88 255V257L90 256L89 254H87ZM87 255H84V256H87ZM92 255H95L94 257H95V259H94V257L92 258ZM113 256H115V258L114 259H112L111 260V257H113ZM3 257V256H2ZM0 258H1V256H0ZM2 259V258H1ZM80 259H83V257L82 258H77L76 260H77V263L79 262V260ZM3 260V259H2ZM76 260H74V261H76ZM88 260V258H86V260H85V257H84V261H80L78 264H80L81 262H84L85 264H88V263H86V261ZM100 260V261H99ZM109 260H111V261H109ZM4 261V260H3ZM73 261V260H72ZM72 261L70 262V264L72 263ZM88 262V261H87ZM95 262V263H94ZM69 264V263H68ZM72 264H76V262L74 263H72ZM82 264V263H81Z\"/></svg>", "mask_w": 264, "mask_h": 264}, {"label": "snow or ice", "instance_id": "obj_3", "mask_svg": "<svg viewBox=\"0 0 264 264\" xmlns=\"http://www.w3.org/2000/svg\"><path fill=\"white\" fill-rule=\"evenodd\" d=\"M174 210L177 211V212H179L180 211V208L174 206Z\"/></svg>", "mask_w": 264, "mask_h": 264}, {"label": "water", "instance_id": "obj_4", "mask_svg": "<svg viewBox=\"0 0 264 264\" xmlns=\"http://www.w3.org/2000/svg\"><path fill=\"white\" fill-rule=\"evenodd\" d=\"M3 1V0H0V2Z\"/></svg>", "mask_w": 264, "mask_h": 264}]
</instances>
